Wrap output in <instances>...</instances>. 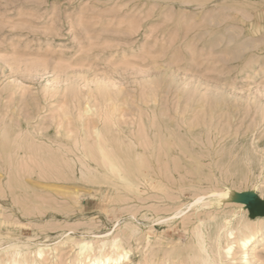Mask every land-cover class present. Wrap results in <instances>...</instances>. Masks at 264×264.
Here are the masks:
<instances>
[{
  "label": "rangeland",
  "instance_id": "rangeland-1",
  "mask_svg": "<svg viewBox=\"0 0 264 264\" xmlns=\"http://www.w3.org/2000/svg\"><path fill=\"white\" fill-rule=\"evenodd\" d=\"M262 219L264 0H0V264H264Z\"/></svg>",
  "mask_w": 264,
  "mask_h": 264
},
{
  "label": "bare ground",
  "instance_id": "bare-ground-1",
  "mask_svg": "<svg viewBox=\"0 0 264 264\" xmlns=\"http://www.w3.org/2000/svg\"><path fill=\"white\" fill-rule=\"evenodd\" d=\"M101 151L103 158L108 160V170L116 172L120 179L129 180L127 175L124 174L120 165L111 157H109L107 153L104 152L102 147ZM218 195L220 196L219 198H216L210 202L216 205H224L225 201H228L229 199L237 196L244 202V205L250 206L256 199V194H253V192L238 194L235 190L229 188V186H226L225 190H221L220 192H218ZM228 214L224 213V215L221 216L223 220L227 221V224L230 223L229 218L231 217V215ZM252 222V220H249V222H246L240 229H238L239 235H237V237L232 236L233 230L231 228L226 229V232L229 233V242L228 244H226L225 248H227L228 251H230V249L237 244L241 246L242 250H246L249 246L254 243L257 244L259 240H261V237L264 236V219H262V221L258 223L256 227H253L249 232H245L244 229H249ZM221 227L219 229H221ZM78 244L80 246V256L77 258L74 264H117L121 261L130 260V258L128 257V255L130 254V250L124 247L121 242V238L118 236H115L108 240L99 241V243L97 244V251H95L94 253H92L94 251V243L92 241H87L86 239L78 242ZM20 249L21 248H19L18 246H15V253L12 255V259L10 261H6L3 264H37L35 260L30 262L28 260L18 259V256L21 254Z\"/></svg>",
  "mask_w": 264,
  "mask_h": 264
}]
</instances>
